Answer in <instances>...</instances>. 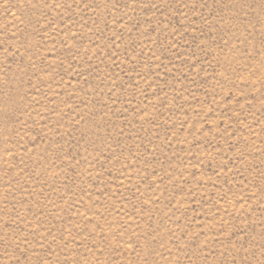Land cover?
Returning a JSON list of instances; mask_svg holds the SVG:
<instances>
[{
  "label": "rangeland",
  "instance_id": "374dc122",
  "mask_svg": "<svg viewBox=\"0 0 264 264\" xmlns=\"http://www.w3.org/2000/svg\"><path fill=\"white\" fill-rule=\"evenodd\" d=\"M0 264H264V0H0Z\"/></svg>",
  "mask_w": 264,
  "mask_h": 264
}]
</instances>
